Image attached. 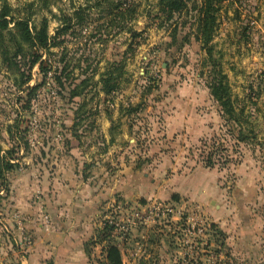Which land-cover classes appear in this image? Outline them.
<instances>
[{"label":"rangeland","instance_id":"374dc122","mask_svg":"<svg viewBox=\"0 0 264 264\" xmlns=\"http://www.w3.org/2000/svg\"><path fill=\"white\" fill-rule=\"evenodd\" d=\"M121 1L137 7L134 19L120 18L114 9L119 0H8L16 19L28 18L37 27L48 19L53 37L65 18L72 20L60 45L43 58L63 77L65 88L56 83L54 71L45 79L39 66L31 70L30 50L17 56L4 31L15 65L4 60L0 47V144L16 168L0 182V200L20 174L30 170L32 176L33 168H48L62 156L75 168L96 163L109 172V186L135 178L130 194L137 198L117 190L106 195L89 241L92 264H105L112 244L121 250L123 264H230L212 201H231L239 217L264 216V0L220 3L212 43L235 106L244 109L247 142L238 140L239 126L223 118L210 93L213 70L198 39L202 0H188L172 18L160 0ZM129 29L138 33L135 39ZM107 61L126 64L122 86L111 96L95 87ZM29 75L31 82L23 85ZM87 76L94 77L96 90L89 88L85 103L72 102L73 82ZM37 85V92L29 91ZM113 119L117 141L101 161L94 151L104 143L103 123ZM34 202L43 229L51 231L41 191ZM5 212L0 208L1 225ZM13 215L18 229L10 237L15 262L22 264L31 241L21 215ZM107 227H114L108 239L103 238ZM252 261L264 264L263 246Z\"/></svg>","mask_w":264,"mask_h":264},{"label":"crops","instance_id":"0c3cea01","mask_svg":"<svg viewBox=\"0 0 264 264\" xmlns=\"http://www.w3.org/2000/svg\"><path fill=\"white\" fill-rule=\"evenodd\" d=\"M113 120L103 123L101 136L104 143L100 152L94 151L101 161L109 155L111 146L117 141L115 129L118 124ZM89 159L85 163L93 158ZM56 162L48 168H33L34 177L30 170L20 174L19 178L13 180L8 195L1 198L0 208L6 211L7 216L1 221L3 226L0 224V264L7 261V264H20L15 262L18 259L16 246L10 237L17 234L18 229L14 213L21 215L31 241L25 249V256L21 258L22 264H92L85 246L94 236V223L101 214L106 195L117 190L123 191L126 197L137 198L130 194L135 178L130 182L125 179L124 183L122 178L114 180L116 177H113L112 186H109V172L104 166L93 163L90 167L84 165L75 168L71 160L63 156ZM243 188L248 190V187ZM37 191L44 194L51 217L52 228L49 232L43 229L39 208L34 202ZM212 202L216 203L212 213L214 221L226 234L224 244L227 245L226 257L230 259V264H252L259 247H264V216L243 213L239 217L231 201ZM241 207L239 204V211ZM5 229L10 231L9 234Z\"/></svg>","mask_w":264,"mask_h":264},{"label":"trees","instance_id":"16d2710c","mask_svg":"<svg viewBox=\"0 0 264 264\" xmlns=\"http://www.w3.org/2000/svg\"><path fill=\"white\" fill-rule=\"evenodd\" d=\"M224 1L226 0H202V9L198 23V39L202 43V48L206 51L207 65L209 67H212L213 70L212 79L209 82L210 93L216 100V102H218V104L220 105L223 113V118L230 122H234L239 126L240 130L238 140L241 142H247L249 135L242 127L244 126L245 122L243 119L244 109L238 111L235 106V100L233 98L231 86L229 84L227 76L220 69L219 60L216 59L214 56V47L212 44L217 25V6ZM0 2V47L2 48V55L5 58L4 60L10 66L15 65L14 60L10 56V46L5 42L4 39V31H8L10 35V41L16 48L15 50L17 56L23 55L27 47L30 50L29 54L31 57L30 69L32 70L35 66H39L41 72L44 73V78L47 79V77L54 70L53 67H46L45 64L48 62L43 58L45 54H52V48L58 47L60 45V40H58V38L68 34V30H70L71 28L72 19L65 18L62 27L57 31V36L53 37L50 35L49 32L48 19H43L40 27L31 25L28 18L16 19L13 17L12 7L9 5L8 0H0ZM187 4L188 0H160V5L163 8V12L168 14L169 18H172L176 13H180L184 9H186ZM126 5L123 1L119 0V3L115 6L114 9L119 12L118 14L122 20L126 19V16H129L130 19H134L137 14V7H127ZM76 16L80 17V19L83 20L81 11H77ZM12 24H14L13 29L10 28ZM129 33L131 34V38L133 39L138 36V33L133 29H129ZM63 60L64 58L62 59V61ZM68 68L69 67L65 65V67L63 68L64 73L68 70ZM125 68L126 64L124 61H107L104 71L99 73L100 78L98 79V81L95 82V87L101 86V90L106 96H111L112 94L116 93L122 86V77L125 73ZM56 72L54 71L53 78L56 80V83L59 87L65 88L66 83L63 81V77L58 76V73ZM31 80L32 77L29 75L25 80H23L22 84L27 85L31 82ZM93 81L94 77L92 76H87L83 79H79L77 83H75L76 81H74L72 85L73 88L70 91V100L72 102H75V100L79 98V100H82L83 103H85L88 95L92 92L88 90L90 87H92ZM39 87L40 85L31 87L29 88V91L37 92ZM95 87L93 86L90 90L95 89ZM82 108H84L83 104L80 105L79 110ZM2 151V146L0 144V182L3 180V177L5 176L6 172L12 171L14 168H16L13 163L7 161L6 156L2 155ZM213 165L214 162L209 161V166ZM113 231L114 227H107L103 231V238L108 239L107 232L110 233ZM220 233L224 236L222 232ZM222 242V244L224 245V240ZM90 244L91 242H87L85 246L89 256H91ZM105 252L106 260L109 264H123L122 253L118 246L114 244L108 245Z\"/></svg>","mask_w":264,"mask_h":264},{"label":"built area","instance_id":"2783aa9c","mask_svg":"<svg viewBox=\"0 0 264 264\" xmlns=\"http://www.w3.org/2000/svg\"><path fill=\"white\" fill-rule=\"evenodd\" d=\"M105 264H109L108 262H105Z\"/></svg>","mask_w":264,"mask_h":264}]
</instances>
